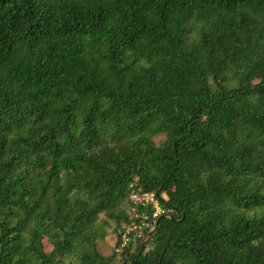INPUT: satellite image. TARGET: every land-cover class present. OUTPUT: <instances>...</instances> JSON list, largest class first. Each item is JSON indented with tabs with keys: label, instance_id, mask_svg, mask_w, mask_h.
<instances>
[{
	"label": "trees",
	"instance_id": "1",
	"mask_svg": "<svg viewBox=\"0 0 264 264\" xmlns=\"http://www.w3.org/2000/svg\"><path fill=\"white\" fill-rule=\"evenodd\" d=\"M117 258L264 264V0H0V264Z\"/></svg>",
	"mask_w": 264,
	"mask_h": 264
},
{
	"label": "built area",
	"instance_id": "2",
	"mask_svg": "<svg viewBox=\"0 0 264 264\" xmlns=\"http://www.w3.org/2000/svg\"><path fill=\"white\" fill-rule=\"evenodd\" d=\"M166 195L155 190L133 189L129 194L130 205L128 207V214L133 217L131 223L125 225V231L122 233V241L117 251H123L132 241L131 234L140 237L144 236L146 228L152 232L156 228V222L164 215L172 217V209L165 207L163 200ZM150 234L144 236V240ZM134 239L133 241H135Z\"/></svg>",
	"mask_w": 264,
	"mask_h": 264
},
{
	"label": "rangeland",
	"instance_id": "3",
	"mask_svg": "<svg viewBox=\"0 0 264 264\" xmlns=\"http://www.w3.org/2000/svg\"><path fill=\"white\" fill-rule=\"evenodd\" d=\"M164 139H165V135H160L155 137L157 143L161 142ZM114 228H115V223L113 222L111 227H109L108 229V235L106 239L99 241V250L105 255H110L113 252L115 240L117 237V233L115 232ZM114 264H121V260L117 258L114 261Z\"/></svg>",
	"mask_w": 264,
	"mask_h": 264
},
{
	"label": "water",
	"instance_id": "4",
	"mask_svg": "<svg viewBox=\"0 0 264 264\" xmlns=\"http://www.w3.org/2000/svg\"><path fill=\"white\" fill-rule=\"evenodd\" d=\"M158 223H159V220L156 222V227H157ZM139 253H140V252H139ZM130 258H131V257H130ZM130 258H127V259L124 261V264H126V262H127Z\"/></svg>",
	"mask_w": 264,
	"mask_h": 264
}]
</instances>
